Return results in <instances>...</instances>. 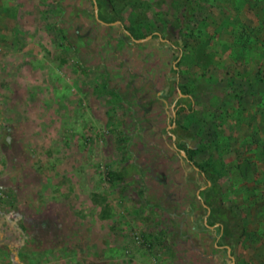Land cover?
<instances>
[{"label": "rangeland", "instance_id": "obj_1", "mask_svg": "<svg viewBox=\"0 0 264 264\" xmlns=\"http://www.w3.org/2000/svg\"><path fill=\"white\" fill-rule=\"evenodd\" d=\"M111 3L119 25L90 0H13L0 20L30 32L0 38V264H229V222L205 226L201 201L240 218L235 264H264V0ZM174 81L192 101L166 127Z\"/></svg>", "mask_w": 264, "mask_h": 264}, {"label": "flooded vegetation", "instance_id": "obj_2", "mask_svg": "<svg viewBox=\"0 0 264 264\" xmlns=\"http://www.w3.org/2000/svg\"><path fill=\"white\" fill-rule=\"evenodd\" d=\"M90 2H91V16L98 23L103 24V25H113V24L119 25V16H118L117 12L115 11V9H114V7H113V5L111 3V0H90ZM108 5L111 6V10L113 11V13H115L118 16V20L113 21V22L106 23V22H102L101 20H99L98 17H103V18L107 17V15L109 13ZM94 7H95V10H94ZM123 33L125 35H127L128 39H130L132 41H135L134 37L128 36V34L125 31H123ZM147 37L148 38H150V37L151 38H158L159 40L163 41V39H162L163 37L160 34L155 33V32L149 34ZM144 39H146V37ZM144 39H141V40H144ZM165 46H166V44H165ZM170 47L171 48L172 47L175 48L174 45H171ZM172 67L175 68L176 66L173 65ZM173 89L175 91L174 92L175 97H174V99H173L172 102H168L167 99L164 98L163 95H165V94H163V92L162 93H157V95L159 96L158 97V100L161 101L162 105L165 106L167 109H169L170 112H171V114H170V120H169V123H168V125L166 127H176V125L178 124V122H177L178 121V119H177L178 111H180V109H182V107L180 105V101H181L182 98H178V97L179 96H181V97H184V96L186 97L187 96V94H186L187 90L183 89L182 86H180L179 84H176V81L173 82ZM161 95H162V97H160ZM167 98H169V97H167ZM186 99L187 98H185V100ZM169 139L174 142L173 143V146H174V149L176 151H182L181 149H178V148L180 146H183L185 148L186 152L188 153V155L191 157V155L189 154L188 148H187V146H186L185 143H182V142H179L178 143V142H176V139H175V137H174L173 134H170L169 135ZM182 152L184 153V157L182 156L183 160L186 163H188V165L190 167H192L194 170H196L203 177V174L204 173L203 172H199V170L193 165V163L195 164V162L192 159L189 160L187 158V155L185 154V152L184 151H182ZM200 194H202V192L201 193H198V195H200ZM201 205H202V207L204 209V212H205V217L203 218L204 225L205 226H213V225H208V222H210V218H211L210 217L211 216L210 215V213H211L210 207L206 206L203 201H201ZM218 247H226V246H220L219 245ZM226 255H227V252H226ZM229 255L231 256L230 251H229ZM227 257L229 258L228 255H227ZM231 262L232 261L230 259V263ZM232 264H235L234 260H233Z\"/></svg>", "mask_w": 264, "mask_h": 264}, {"label": "crops", "instance_id": "obj_3", "mask_svg": "<svg viewBox=\"0 0 264 264\" xmlns=\"http://www.w3.org/2000/svg\"><path fill=\"white\" fill-rule=\"evenodd\" d=\"M12 1L13 0H0V20H6L7 18H9V19H16L17 20V18H18V20H19V18H20V15H17V14H14V12L13 13H11V11H14L13 9H10V7H11V3H12ZM18 2H19V0H18ZM35 2H41V0H27V3L28 4H34ZM17 5H19V3H17V2H15ZM27 4V5H28ZM248 4H250L251 5V3L250 2H248ZM14 7H15V4H14ZM18 6H16L15 7V12H16V8H17ZM254 8L253 9H251V7L248 5V6H243V7H241L240 9H239V16L238 15H236L238 18H240L241 16L240 15H242V16H248V18H250V13H252V14H254L255 15V17L256 18H259L258 16L260 15V13H254ZM236 12V11H235ZM234 12V13H235ZM262 12V11H261ZM257 14V15H256ZM253 15V16H254ZM9 16V17H8ZM207 16V15H206ZM206 16H204V17H206ZM26 17V16H25ZM207 18H209V17H207ZM207 18H204L206 21H207V24L208 23H212V21H211V19H207ZM25 19H27V18H25ZM262 19H264V17H262ZM250 20V19H249ZM248 20V21H249ZM261 21H260V19H259V23H260ZM206 24V25H207ZM250 24H251V27L250 28H252L253 26H255V22H254V20H250ZM22 25V24H21ZM205 25V26H206ZM21 34H25V35H28V34H30V32L29 33H26V31H23V29L22 28H16V27H8V26H6V25H4L3 27H0V38H3L4 39V37H2V36H19V35H21ZM262 34H264V32L262 33ZM255 38H253L252 40L254 41V42H258V40L260 41V43H264V37H263V39H258V36H254ZM252 38V37H251ZM250 39V38H249ZM220 40H222V42L221 43H226V45L228 44L229 45V42H227V41H225V39H220ZM224 40V41H223ZM262 40V41H261ZM250 41H251V39H250ZM8 47H10L11 49H14V48H12L10 45H8ZM224 48H225V46H223ZM3 49H4V46H3V44H0V53L3 51ZM10 57H12V55H10V54H8L7 55V59H4V58H2V55L0 54V67H2V64L5 62V60H7V63H9V64H13V63H11V62H13L12 61V59H10ZM248 60H246V61H244V63H246ZM234 63V62H233ZM245 69V68H244ZM231 78L232 77H230V78H228V80L230 81V84H231ZM187 90V89H186ZM188 91V90H187ZM242 92H240L239 94H235V98L236 99H241L242 97L240 96V94H241ZM10 94L11 93H8V99L10 98ZM186 94H187V96L185 97H181V96H179V97H181L182 99H183V101H187V103L188 102H190V101H192V97H191V94L190 93H188V92H186ZM242 95V94H241ZM252 95L253 94H250V98L252 97ZM185 98H187L186 100H185ZM192 103V102H191ZM252 106V105H251ZM181 107L183 108V110H184V104L183 105H181ZM250 108L251 107H248V108H246V110L245 111H243L247 116H248V119H250V122L251 123H249V124H247V127H256L255 125H254V123H255V121L254 120H251V118L252 117H254L253 115H255L256 113H255V111H251L250 112ZM190 112V111H189ZM243 115V114H242ZM188 116V115H187ZM186 116V117H187ZM187 118H189V116L187 117ZM179 125H181L182 127H188V122L186 121V120H183L182 121V123H180ZM243 126V124H241V122L239 121V123H237V127H239V126ZM250 125V126H249ZM173 147V149H174V146H172ZM180 154V153H179ZM197 194H198V192H197Z\"/></svg>", "mask_w": 264, "mask_h": 264}, {"label": "trees", "instance_id": "obj_4", "mask_svg": "<svg viewBox=\"0 0 264 264\" xmlns=\"http://www.w3.org/2000/svg\"><path fill=\"white\" fill-rule=\"evenodd\" d=\"M108 9H109V13H108L107 17H105V18L98 17L99 20H101L102 22H106V23L118 20V16L115 13H113L110 5H108ZM245 38H247V36ZM248 39H249V37H248ZM178 149H181L182 151H184L185 154L187 155V158L189 160L191 159V157L188 155V153L186 152V150L183 146H180ZM193 165L199 170V172H203L200 165H198L196 163L195 164L193 163ZM106 179H107V182L109 184L121 183L124 180V173H122V171L121 172L120 171H108L106 173ZM210 211H211V214L216 213L219 216H222L226 221L229 222L228 230L230 231V233H232V235L231 236L230 235H223L221 237V242H219L217 244H218V246L219 245L220 246H227L229 248L230 254H232L233 250H234V244L236 243L238 238H240V236H242V234L244 232L243 227L240 225V218L237 217L236 215H232L230 209L219 208L217 211H213V209L210 208ZM208 225H212V223L208 222ZM144 243L148 247L150 246L149 243H146L145 241H144Z\"/></svg>", "mask_w": 264, "mask_h": 264}, {"label": "water", "instance_id": "obj_5", "mask_svg": "<svg viewBox=\"0 0 264 264\" xmlns=\"http://www.w3.org/2000/svg\"><path fill=\"white\" fill-rule=\"evenodd\" d=\"M94 10H95V7H94ZM96 17V16H95ZM148 38V37H147ZM141 41V40H140ZM180 155L184 157V153L182 151H179ZM226 249V252H227V255L229 256V258L231 259V261L233 262V259L232 257L229 255V248L226 246L225 247ZM232 262L230 264H232Z\"/></svg>", "mask_w": 264, "mask_h": 264}]
</instances>
